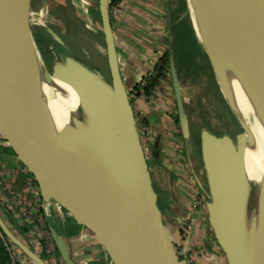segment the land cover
Instances as JSON below:
<instances>
[{
    "label": "water",
    "instance_id": "1",
    "mask_svg": "<svg viewBox=\"0 0 264 264\" xmlns=\"http://www.w3.org/2000/svg\"><path fill=\"white\" fill-rule=\"evenodd\" d=\"M188 1L212 32L264 137V0ZM98 6L111 84L64 56L49 75L70 109L58 124L40 86L31 0H0V132L33 174L45 201L57 196L68 203L78 194L88 208L100 213L102 225L96 234L103 244L111 243L122 264H186L177 255L158 203L130 90L121 73L109 0H98ZM170 69L179 126L187 140L189 122L173 62ZM235 114L244 129L236 141L228 135L201 134L210 194L206 209L228 264H264V172L253 185L246 157L255 149L254 134ZM260 159L264 164V139ZM91 218L95 215L88 209L85 222ZM0 227L34 264H48L16 236L1 214ZM49 231L63 264H76L65 238L53 226Z\"/></svg>",
    "mask_w": 264,
    "mask_h": 264
},
{
    "label": "crops",
    "instance_id": "2",
    "mask_svg": "<svg viewBox=\"0 0 264 264\" xmlns=\"http://www.w3.org/2000/svg\"><path fill=\"white\" fill-rule=\"evenodd\" d=\"M165 13V0H122V10L118 17L112 20L121 73L129 90L134 87L140 76L154 68L165 52L167 33L164 22ZM174 102L175 96L172 89L167 81H162L154 99L150 101L137 99L134 102V111L146 127L144 128L147 134L145 153L159 202L164 209L165 224L171 232L175 231L180 220L191 212L192 204L197 203L198 207L193 217V222L196 223L194 229L201 228L203 232L207 230L205 226H201L205 224L207 216L206 205L202 208L203 202L200 201L199 194L198 199L196 198L198 193L196 189L200 190L201 183H198L197 178H193L192 181L187 180L190 190L188 193L181 190V181L185 175H188V163L184 156L186 140L176 121ZM4 119L6 122L9 121L8 118ZM0 151L5 152V159L1 156L0 160L10 168H27L8 145L7 138L1 132ZM29 174L20 173L16 176L14 184L16 194H24V190L29 186L36 185L39 188L36 180V183L31 182L33 177ZM31 194L32 191L27 195ZM38 195L41 198L42 212L39 210L36 213V221L39 222L38 219L41 218L48 229L53 226L65 238L75 263L107 264L109 252L107 248L99 246L96 241V239L99 240L96 230L102 225L100 213L94 208H88L85 200L78 198V194L76 198H70L68 203H63L57 196H51L49 201H45L40 189ZM88 209H91L95 218L89 219L86 223L84 215ZM13 219L16 223H12L11 229L18 238L43 259L46 258L44 260L48 264L63 263L61 258L55 254L51 255L40 244L33 241V237L36 238L33 234L36 235V233L31 225L20 219L17 214H14ZM189 243L196 246L206 243L208 246V248L204 246L206 251L198 257V264H228L214 236L209 238L204 234L197 236L196 233H192ZM50 245L54 249L53 241ZM27 264H34V262L30 260Z\"/></svg>",
    "mask_w": 264,
    "mask_h": 264
},
{
    "label": "rangeland",
    "instance_id": "3",
    "mask_svg": "<svg viewBox=\"0 0 264 264\" xmlns=\"http://www.w3.org/2000/svg\"><path fill=\"white\" fill-rule=\"evenodd\" d=\"M165 8L164 22L167 29L165 52H168V62H173L175 66L190 130L189 138L185 141L186 150L184 152L188 163V175H185L180 185L182 186L181 190L188 193L190 187L187 180L192 181L193 178H197L201 183V188L200 190L196 189L198 192H196V198L198 199L199 194V199L203 202V208L210 201V194L201 151L202 132L207 131L218 137L228 135L236 141V136L242 133L244 129L235 112L219 92L209 55L198 41L193 30L192 8L189 1L165 0ZM29 19L41 71L51 75L54 64L64 61V53L61 52L59 45L41 36L43 27L52 28L82 52V54L79 52L80 54L77 55L78 61L89 68L92 67L93 71L100 74L111 84L98 0H31ZM52 52L56 55L55 61L50 58ZM167 70L166 79L163 81H167L174 93L170 66H167ZM174 113H176V121L179 124L176 100L174 102ZM135 117L141 142L146 151L147 134L144 129L146 127L143 126L136 112ZM1 156L4 158L5 152L0 151ZM37 160L40 161L41 159ZM62 184L66 183L62 182ZM70 187L73 190L75 189L72 185ZM36 200L38 198L35 199L34 206L38 205ZM193 221L190 223L189 238L192 233H196L197 236H203L204 234L209 238L214 236L209 224L208 214L205 217L206 225H201L207 228L206 231L202 232L201 228L194 229L196 223ZM178 230L179 223L175 231L171 232L170 230L173 242L179 237ZM33 236L37 237V235ZM214 240L216 241L215 237ZM96 241L99 246L106 248L107 245V250L110 249L107 264H116L111 243L103 244L100 239H96ZM205 245L198 244L196 250L202 252L205 247L208 248Z\"/></svg>",
    "mask_w": 264,
    "mask_h": 264
},
{
    "label": "built area",
    "instance_id": "4",
    "mask_svg": "<svg viewBox=\"0 0 264 264\" xmlns=\"http://www.w3.org/2000/svg\"><path fill=\"white\" fill-rule=\"evenodd\" d=\"M122 10V0H118L116 3H113L110 9L111 17L117 18ZM155 66L154 68L148 70L144 73L134 87L130 90V100L132 105L134 106V102L137 99H144L150 101L154 99L156 91L159 89V86L156 87L155 91L151 96H147L145 93V88L148 84V81L151 77L155 76ZM137 86V88H135ZM134 100V101H133ZM20 173H24L28 175L30 172L27 168L22 169H12L6 163L0 160V209L7 210L14 214H17L20 219H23L28 225H31L37 235L36 238L33 237V241H36L37 244H40L43 248L46 249L51 255H54V249L51 248V234L46 225L42 222V219H38L39 222L36 221V213L40 210L41 198L39 194V188L34 185V187H27L24 190V194L18 195L14 191V184L16 183V176ZM34 178V176H33ZM35 179V178H34ZM33 183V179H31ZM36 187V188H35ZM30 191H32L31 195H27ZM37 206L35 205V199ZM198 207L197 203L192 204V210L185 218L181 219L179 222V237L174 242L175 250L177 255L179 256L181 261H185L186 264H197L198 257L202 253H204L205 248L202 250H196V245L189 243V235L190 232V223L193 221L194 213ZM1 214V212H0ZM2 215V214H1ZM3 231L0 227V239L3 237ZM34 235V234H33ZM7 238V237H6ZM36 239V240H35ZM9 243L6 246V251L9 255L7 264H27L30 262V259L9 239Z\"/></svg>",
    "mask_w": 264,
    "mask_h": 264
},
{
    "label": "bare ground",
    "instance_id": "5",
    "mask_svg": "<svg viewBox=\"0 0 264 264\" xmlns=\"http://www.w3.org/2000/svg\"><path fill=\"white\" fill-rule=\"evenodd\" d=\"M191 21L198 41L209 55L220 94L229 107L250 126L254 134L255 149L253 153L247 154L246 161L248 174L253 185H255L261 174L264 172V164L260 159L264 139L261 127L259 126L255 112L248 97L222 58L212 32L194 9H192L191 12ZM50 58L55 61L56 55L54 52L51 53ZM40 86L43 97L52 105L56 121L60 124L63 120L67 119L68 112L70 110L66 100H64L54 88L51 77L43 71H41L40 75ZM115 263L122 264V261L117 253L115 254Z\"/></svg>",
    "mask_w": 264,
    "mask_h": 264
},
{
    "label": "trees",
    "instance_id": "6",
    "mask_svg": "<svg viewBox=\"0 0 264 264\" xmlns=\"http://www.w3.org/2000/svg\"><path fill=\"white\" fill-rule=\"evenodd\" d=\"M117 1L118 0H110V7L113 5V3H116ZM41 36L43 38H45V39H47V40L59 45V47L61 48V52L64 53L65 57H71V58H74V59L78 60L77 59V55H79L80 53L82 54L81 51H79L77 48H75L66 38H64L60 34H58L59 40L56 39L53 36V34L46 27H43V29L41 30ZM83 56H84V51H83ZM167 57H168V52H164V54L160 57L158 63L155 65L156 74H155V76H153V77H151L149 79L148 84H147V86L145 88V93H146L147 96H151L152 93L155 91L156 87L160 85L161 81L163 79H166L167 72H168L167 66H170V63L168 62ZM89 69L93 70L92 67L89 68ZM135 88H137V86H135ZM133 108H134V106H133ZM29 175L31 177H33V175L31 173ZM33 182L36 183L34 178H33ZM158 203H159L160 209L162 210V212L164 214L163 206L161 205L159 200H158ZM40 211L42 212V208H40ZM0 212L2 214V217L6 220L8 226L10 228H12V223H14V224L16 223L15 219H13V213L9 212V211H7L5 209L4 210L0 209ZM3 237L4 238L0 239V264H7L9 255H8V253L6 251V246L9 243V241L6 238L5 234H3ZM54 254L58 258H60V254H59V252H58L56 247H55Z\"/></svg>",
    "mask_w": 264,
    "mask_h": 264
},
{
    "label": "flooded vegetation",
    "instance_id": "7",
    "mask_svg": "<svg viewBox=\"0 0 264 264\" xmlns=\"http://www.w3.org/2000/svg\"><path fill=\"white\" fill-rule=\"evenodd\" d=\"M99 7V6H98ZM110 9H111V7H110V0H109V13H110ZM99 13H100V11H99ZM110 17H111V13H110ZM101 18V17H100ZM112 20H113V18L111 17V23H112ZM110 81H111V79H110Z\"/></svg>",
    "mask_w": 264,
    "mask_h": 264
}]
</instances>
